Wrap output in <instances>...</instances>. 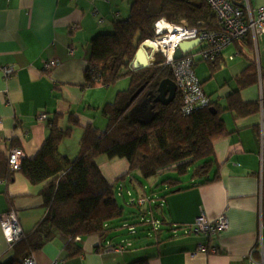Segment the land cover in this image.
<instances>
[{
	"label": "crops",
	"instance_id": "crops-1",
	"mask_svg": "<svg viewBox=\"0 0 264 264\" xmlns=\"http://www.w3.org/2000/svg\"><path fill=\"white\" fill-rule=\"evenodd\" d=\"M251 4L264 7V0H251ZM129 14L130 0H0V152L6 159L13 148L22 149L24 160L34 158L49 137V122L55 115L62 116V131L72 130L58 149L59 155L69 160L77 157L86 126L106 130L108 119L103 109L127 86L86 85L90 41L111 33L113 23L126 20ZM53 60L57 66L47 70L45 64ZM219 63L220 70L213 76L207 63L206 78L198 79L212 104L223 110L221 117L228 133L214 143V163L207 176L193 179L189 174V179L179 178L177 187H160L164 193L155 197L160 199L156 211L163 221L160 230L147 235L138 234L135 228L132 234L123 223H116L103 237L76 238L80 253L73 256L65 247L68 239L55 233L52 240L22 261L31 256L36 264H134L144 260L145 264L247 263L264 223V35L257 41L248 37L234 43ZM6 66L15 69L8 79L1 70ZM250 66L254 83L240 90L237 79ZM238 90L243 102L262 104L258 114L236 118L225 110L226 96ZM141 104L130 115L143 120L147 115ZM40 115L45 118L40 120ZM70 117L76 118L78 125H72ZM96 163L114 185L115 194L121 186L144 189L138 178L142 175L129 172L127 159L102 155ZM163 173L142 177L150 181ZM124 175L126 178L118 182ZM213 178L216 180L205 183ZM154 182L150 184L152 193L160 184ZM45 186L32 184L19 171L9 182L0 180V261L15 253V244L10 245L3 234L2 217L12 212L23 232H32L48 211L42 195ZM202 213L210 221L225 215L227 230L214 236L190 232ZM125 218L130 220V215L125 213ZM121 242L127 246L124 253L101 254L109 244ZM202 245L215 247L218 252H201Z\"/></svg>",
	"mask_w": 264,
	"mask_h": 264
},
{
	"label": "trees",
	"instance_id": "trees-1",
	"mask_svg": "<svg viewBox=\"0 0 264 264\" xmlns=\"http://www.w3.org/2000/svg\"><path fill=\"white\" fill-rule=\"evenodd\" d=\"M162 19L187 27L214 28V14L204 0H130L129 17L115 21L111 33L99 34L90 41L86 85H114L129 78V87L117 94L114 103L104 107L103 115L108 119L106 130L100 131L92 125L85 127L79 153L73 160L58 153L60 144L71 136L72 130L59 128L61 115H55L49 122V137L34 158L22 160L19 171L32 184L46 183L42 195L47 214L15 244L14 255L0 264H22L25 255L43 247L55 233L68 239L65 247L70 256L77 255L80 249L75 244L76 238L103 237L112 225L126 221L124 207L115 198L114 185L105 179L96 163L99 156L125 158L129 172H140L144 178L160 172L178 176L167 178L159 186L177 187L180 177L191 174L193 179L202 178L212 169L214 143L228 133L220 107L212 104L184 116L177 94L168 105L151 101L154 116L149 121L130 115L135 106L157 94L162 80L173 78L161 55L147 68L133 66L140 43L154 37V25ZM209 68L213 76L220 70L219 59L210 63ZM250 71L251 66L238 77L240 90L254 83ZM143 86L145 89L131 100ZM226 100L225 110L236 118L258 114L262 108L260 102H243L239 90L231 91ZM69 121L78 125L76 118L70 117ZM13 174L0 152V180L9 182ZM215 180L206 179L205 183Z\"/></svg>",
	"mask_w": 264,
	"mask_h": 264
},
{
	"label": "built area",
	"instance_id": "built-area-1",
	"mask_svg": "<svg viewBox=\"0 0 264 264\" xmlns=\"http://www.w3.org/2000/svg\"><path fill=\"white\" fill-rule=\"evenodd\" d=\"M214 14V28L187 27L183 24H172L165 19L159 20L154 25V37L140 43L153 45L152 49H147L150 55V64L157 55H162L164 65L168 66L172 72L173 81L177 87V94L181 99V112L184 116H189L199 109L212 105V101L203 90L202 84L195 73V66L199 62L214 63L222 57L224 52L234 43L251 37L254 41L264 35V7H253L251 0H204ZM198 40L199 43L190 51L184 54L183 58L175 60L174 54L179 45L184 41ZM200 47V48H199ZM57 61H49L45 64L47 70L57 66ZM6 79L14 75L13 67H1ZM100 83V82H99ZM40 115L39 119H44ZM23 151L21 148H13L7 153V161L12 172L21 169ZM122 190V188H120ZM128 195H131L128 191ZM155 199V198H154ZM151 195L142 192L141 196L131 204H137L141 209L138 212L140 222L147 224L151 230H160L163 221L153 218V204L156 203ZM147 208L146 206L149 205ZM147 213V215H143ZM151 215L150 217L148 216ZM152 213V214H151ZM143 215V216H142ZM2 231L6 241L10 245L16 244L24 235V232L15 217L10 212L2 217ZM144 226V225H143ZM123 228L134 234L135 228L128 223H123ZM228 228V220L225 215L220 216L216 221H210L203 213L199 215L190 232L203 234L206 236L218 235ZM126 251L123 242L120 244H109L102 251L103 256L120 255ZM199 251L204 253H217L215 247L207 249L202 245ZM23 264H36L31 256L23 259ZM246 264H264V223L260 226V236L256 246L249 254Z\"/></svg>",
	"mask_w": 264,
	"mask_h": 264
},
{
	"label": "rangeland",
	"instance_id": "rangeland-1",
	"mask_svg": "<svg viewBox=\"0 0 264 264\" xmlns=\"http://www.w3.org/2000/svg\"><path fill=\"white\" fill-rule=\"evenodd\" d=\"M152 64H153V62H152ZM152 64H150V65H152ZM195 73H196V76L200 80H203L204 78H206V76L208 74V64L205 63V62H199L197 64V66H195ZM220 75H218V79H221V76ZM129 83H130L129 78H123V79L119 80L116 83V84H118V86H115L116 84H114L112 86H115V87L118 88V87H120V86L123 85V87L124 86H127V88H128L129 87ZM213 96H215V94H213ZM169 177H171V178L174 177L173 179H175L178 176L176 174L173 175V174H170V173L165 172L162 175L158 176L157 177L158 179H153L152 178L150 181H147L142 176H139L138 178L140 179V181L142 182V184L144 186V189H142V187H141L139 189V191L138 190H135L132 186H129L127 189H124V186H121L120 188H122V190L120 189V191H118V190L116 191L115 198H116L117 202L121 206L124 207V210H125L126 215H130V218H129L130 220H127L126 222H123V223H128L132 227L136 228V231L138 232V234H141L143 232V233H145L147 235L149 233L153 235L155 232L151 230V227L149 225H147V224H138L139 223V219H140V216L138 215V212H139V210L141 208L139 206H137V204H136L137 203V199L141 196V194H142V192L144 190H145L146 194L151 195L153 197V199L155 197H160L164 193L163 190L160 188L161 186H159L158 191L152 193L151 191H154V188L150 184H153L154 181H158V182L162 183L164 180H166ZM188 177H190V176L185 175V176H182L181 179L184 180V179H186ZM120 185L121 184H119V186ZM128 191H130L131 195H128ZM131 201H135L136 203L135 204H131L130 203ZM154 201H155V199H154ZM157 201L158 202L154 203L153 206H152L153 207V211H154L153 218L159 219L160 218L159 212H156V211H157V209H158V207L160 205V199L157 200ZM146 207L149 208L150 207V203ZM148 216L150 217L151 215H148ZM126 235L129 236L130 233L127 232ZM125 247H127V246L125 245Z\"/></svg>",
	"mask_w": 264,
	"mask_h": 264
},
{
	"label": "water",
	"instance_id": "water-1",
	"mask_svg": "<svg viewBox=\"0 0 264 264\" xmlns=\"http://www.w3.org/2000/svg\"><path fill=\"white\" fill-rule=\"evenodd\" d=\"M199 43L198 40H192V41H184L182 42L179 47L177 48L174 59L178 60L183 58L184 54L190 51L194 46H196ZM153 45L150 43H145L142 46L138 47V50L135 55V59L133 62L134 68H147L150 65V55L147 51V49H152ZM145 89V86L141 87L131 98V100H134L139 94ZM177 95V87L173 79L167 78L160 82L157 94H151L150 97L142 102L140 105V109L147 115L145 119L142 121H149L154 116V106L149 105V103L152 101L153 103H160L163 105H168L171 101L174 100V98ZM146 109V111L144 109ZM213 109V108H212Z\"/></svg>",
	"mask_w": 264,
	"mask_h": 264
}]
</instances>
